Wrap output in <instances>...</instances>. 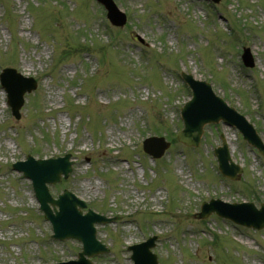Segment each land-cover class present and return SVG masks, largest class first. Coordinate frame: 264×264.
<instances>
[{
  "label": "rangeland",
  "instance_id": "1",
  "mask_svg": "<svg viewBox=\"0 0 264 264\" xmlns=\"http://www.w3.org/2000/svg\"><path fill=\"white\" fill-rule=\"evenodd\" d=\"M114 1L127 15L119 28L96 0H0V71L37 82L19 118L0 86V264L76 259L81 242L51 237L30 180L12 168L27 154L65 153L72 170L50 193L68 189L114 217L95 225L109 250L92 255L94 264H132L126 245L152 235L162 264H264V228L197 216L204 197L264 204V156L221 121L204 125L197 147L174 138L190 94L183 70L210 82L264 142V0ZM150 131L171 141L158 158L142 151ZM220 135L243 169L240 182L212 168Z\"/></svg>",
  "mask_w": 264,
  "mask_h": 264
},
{
  "label": "water",
  "instance_id": "2",
  "mask_svg": "<svg viewBox=\"0 0 264 264\" xmlns=\"http://www.w3.org/2000/svg\"><path fill=\"white\" fill-rule=\"evenodd\" d=\"M109 7V17L116 25L124 23V16L117 13L109 0H103ZM247 64H252L247 56ZM188 80L189 78L186 77ZM2 83L8 92L9 103L12 106V112L16 117H19L18 110L22 104L23 93L30 91L35 87V82L31 78H23L17 74L13 69H5L2 75ZM195 98L188 104L189 110L185 111L186 126L183 131L179 133V139L187 144H197L199 134L201 133V126L207 121H217L219 118H224L227 121L234 122L244 132L248 140L263 150V146L256 136L250 125L245 121L237 119L238 114L232 109L225 106V104L211 95L209 87L203 82H197L193 85ZM167 146L161 139H151L144 142V149L154 156L160 155ZM219 159L220 168L226 175L232 176L237 168L233 164H228V152L226 146L220 147L216 150ZM68 156L58 158L57 160L35 161L28 158L25 162H17L14 168L23 170L24 174L33 179L37 196L42 203V208L45 210L46 218L50 219L53 229L54 237L65 238L69 236L77 237L83 242V251L79 253V259L76 261L60 262L56 264H91L85 259L84 254H92L102 251L103 247L95 240L92 223L94 221H105L102 216L94 215L91 211L87 214L81 215L80 211L75 208V204L79 203L81 206L85 204L75 196L64 191L59 195V198L54 200L48 195L45 182H54L60 179V174L64 173L67 176L70 171V163L67 161ZM47 201L59 205V211L52 214L47 205ZM247 205H227L219 201H211L210 204L203 207L200 216L206 215L209 210L214 209L219 214L228 216L241 223L250 224L252 221L248 215L255 219V225H261L264 220V210L255 211L253 207L251 211H255L254 215L249 212L248 215L239 213L237 210ZM251 207V205H249ZM153 245V238L139 246H133L132 257L135 264H157L154 254L148 251V247Z\"/></svg>",
  "mask_w": 264,
  "mask_h": 264
},
{
  "label": "bare ground",
  "instance_id": "3",
  "mask_svg": "<svg viewBox=\"0 0 264 264\" xmlns=\"http://www.w3.org/2000/svg\"><path fill=\"white\" fill-rule=\"evenodd\" d=\"M226 140H227V142L230 141V139H229L228 136H226ZM179 169H180V174H181V177H182V178H184L185 176H186V177H189V176L183 174V172H182V170H181V169H182V165L179 166Z\"/></svg>",
  "mask_w": 264,
  "mask_h": 264
}]
</instances>
